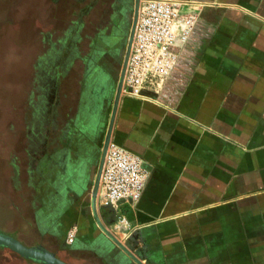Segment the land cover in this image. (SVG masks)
<instances>
[{
	"label": "crops",
	"instance_id": "1",
	"mask_svg": "<svg viewBox=\"0 0 264 264\" xmlns=\"http://www.w3.org/2000/svg\"><path fill=\"white\" fill-rule=\"evenodd\" d=\"M178 1L200 16L174 71L158 93H122L114 118L110 143L149 172L142 198L93 204L120 79L111 74L114 97L79 131L68 126L51 155L64 172L44 215L1 204L0 233L68 264H264V0ZM0 264L49 263L0 245Z\"/></svg>",
	"mask_w": 264,
	"mask_h": 264
},
{
	"label": "rangeland",
	"instance_id": "2",
	"mask_svg": "<svg viewBox=\"0 0 264 264\" xmlns=\"http://www.w3.org/2000/svg\"><path fill=\"white\" fill-rule=\"evenodd\" d=\"M125 1L127 32L115 50L118 56L125 53L135 15V0ZM90 2L0 0V205L4 209L16 205L22 214H31L33 220L37 213L44 215L39 210L45 201L44 193L52 192L51 182L58 177V168L50 161L57 146L53 142L70 125L79 131L93 110L97 116L103 111L99 109L103 95L102 85H96L98 73L87 74L81 61L72 68L66 66L65 48L69 44L64 41L65 9L76 11ZM101 61L103 65L111 62ZM114 66L112 74L118 81L121 66L117 62ZM109 95L114 97L110 90ZM36 151L38 164L34 161ZM100 156L92 168L91 189Z\"/></svg>",
	"mask_w": 264,
	"mask_h": 264
},
{
	"label": "built area",
	"instance_id": "3",
	"mask_svg": "<svg viewBox=\"0 0 264 264\" xmlns=\"http://www.w3.org/2000/svg\"><path fill=\"white\" fill-rule=\"evenodd\" d=\"M199 16L197 8L178 0H140L122 93L142 97L146 91L160 92L178 63L175 48L186 44ZM148 177L139 156L112 142L100 176L98 199L115 208L137 203Z\"/></svg>",
	"mask_w": 264,
	"mask_h": 264
},
{
	"label": "flooded vegetation",
	"instance_id": "4",
	"mask_svg": "<svg viewBox=\"0 0 264 264\" xmlns=\"http://www.w3.org/2000/svg\"><path fill=\"white\" fill-rule=\"evenodd\" d=\"M76 1L78 4L83 0ZM126 2L125 0H113L112 2H108V0H92V3L90 2L87 6L77 9V12L73 11L71 7H67L64 12L67 21L64 41L67 45L69 44V47L65 48L67 53L66 66L72 68L76 65L77 61H81L88 69L87 74L97 72L98 74L95 76L97 79L96 83L99 86L102 85L103 96L109 94L108 89L110 88L111 74L112 70L116 69L114 66L116 62L117 65L121 66V72L124 66L127 47L123 56H118L115 50L118 49V44H121L127 32L125 20V18L127 19L125 15L127 9ZM95 11H97L96 14ZM85 46L88 47L87 51L84 50ZM122 48L123 46H121ZM105 59L107 61L111 60V62L108 61L107 65L104 64L102 66L103 62L101 60ZM65 139L66 136L61 134L53 142L57 144L54 153L58 154V156L62 154ZM43 152L45 154L48 153L47 147H44ZM37 154L38 152L36 151L34 156L36 164H38ZM60 164L61 162L58 160L57 173L59 177L64 172ZM35 171V174H38L36 168ZM38 177H36V180ZM37 184H43V182L38 181Z\"/></svg>",
	"mask_w": 264,
	"mask_h": 264
},
{
	"label": "water",
	"instance_id": "5",
	"mask_svg": "<svg viewBox=\"0 0 264 264\" xmlns=\"http://www.w3.org/2000/svg\"><path fill=\"white\" fill-rule=\"evenodd\" d=\"M135 2H136V4H135V15H134V20H133L130 36H129V42H128V46H127V52H126V57H125V61H124V66L122 68V72L120 74V79H119V82L117 85V91H116L115 101H114V106H113L112 119L110 121L109 127H108L106 135H105L102 157H101V161H100V165H99V169H98V173H97V178L95 181V186H94L93 192H92L93 204H94L95 208H96V202H97V196H98V189H99V185H100V176H101L104 160L106 157V153H107L109 144L111 142V135H112V129H113V124H114V118L116 115V110H117L118 103H119L121 95H122V86H123V78H124L126 59L128 57L129 50H130V47L132 44L134 29H135V25H136L137 17H138L140 0H135ZM0 245L10 247L11 249L17 251L21 255L28 257V258H33V259L38 260V261L46 262L49 264H68V263L62 261L61 259H59L54 253L47 251L42 246L27 247V246L21 244L15 238L8 236V235H5V234H2V233H0ZM136 260L139 264H144L142 261H140L138 259H136Z\"/></svg>",
	"mask_w": 264,
	"mask_h": 264
}]
</instances>
